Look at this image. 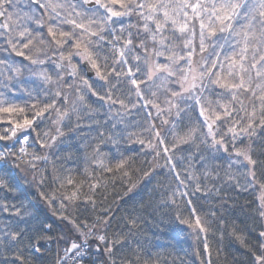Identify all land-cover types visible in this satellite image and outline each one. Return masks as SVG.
<instances>
[{"label":"snow or ice","instance_id":"6c2138e0","mask_svg":"<svg viewBox=\"0 0 264 264\" xmlns=\"http://www.w3.org/2000/svg\"><path fill=\"white\" fill-rule=\"evenodd\" d=\"M0 51L8 53L0 59L4 89L0 91V122L9 125L0 131V140L16 138L22 144L15 152L0 148L4 169L0 189L12 191L9 157L16 161V168L21 163L30 168L39 187L45 185L46 178L37 164L49 163L48 154L28 153L29 137L24 135L21 140L18 133L35 130L48 120L49 130L37 132L36 139L41 149H51L64 138L65 128L78 129L82 114L92 111L86 100L88 92L109 108L110 119L104 124L97 122V143L90 146L91 154L86 156L99 170L85 169L87 191L85 181L77 182L70 175L61 177L53 165L51 180L55 187L40 192L50 207L57 205L52 208L53 215L66 222L75 236L56 238L67 246L57 249L54 264H83L92 239L99 241L98 251L100 245H107V264H116L113 248L126 242L132 228L142 220L136 215L125 218L129 231L109 237L114 210L111 206L98 210L95 198L107 188L110 178L114 184L118 174L121 180L130 175L132 158L121 156L115 163L106 162L100 145L117 143V124H124L132 112L143 113L144 117L133 127L143 126L139 132H129L128 140L153 156L146 161L151 167L141 179L150 177L156 168H167L176 180L177 186L161 203L177 205V197L189 195V184H194V192L215 191L219 195L220 188H202L200 179L219 178L223 167L224 176L236 187L245 191L251 187L258 192L254 211L264 228V0H0ZM12 53L23 57L27 65H17ZM46 64L53 66V73L46 70ZM37 66L40 71H31ZM26 70L40 81L36 88L24 87ZM82 70L94 71L97 81L102 82L103 94L81 75ZM18 91L26 93L27 100L18 102ZM193 112L195 120L190 116ZM73 117L76 124L69 127ZM198 139L214 160L223 158L226 164L197 173L188 163L181 178L177 163L191 161L192 157L177 158L174 152L180 145L196 144ZM161 158L163 165L159 163ZM200 160L204 162L205 157L201 155ZM138 183H132L125 195ZM186 203L191 205L192 201ZM23 207L0 205L4 212L12 208L20 217L15 230L0 229V246L15 249L19 264H33V257L25 253L43 255V242L51 237L39 233L52 229L50 225L29 227L23 217L32 214L26 209L21 214ZM150 207L141 205L139 211L146 212ZM190 214L194 220L181 222L189 224L199 240L201 233L211 231V222L197 214L195 207L190 208ZM211 215L216 216L214 212ZM220 224L223 226L224 221ZM231 234L248 249L252 264H264V230L259 231L255 244L250 243L246 232L235 227ZM203 248L209 255L206 264H211L207 235Z\"/></svg>","mask_w":264,"mask_h":264},{"label":"trees","instance_id":"16d2710c","mask_svg":"<svg viewBox=\"0 0 264 264\" xmlns=\"http://www.w3.org/2000/svg\"><path fill=\"white\" fill-rule=\"evenodd\" d=\"M127 22V21H126ZM8 56V53L0 51V59ZM12 60L17 65H27V61L23 57L16 56L15 53L11 54ZM53 73V66H44ZM40 68H32L31 71H40ZM89 83L92 84L96 91L103 94V89L97 78L86 77ZM23 80L27 81L24 87L36 88L40 83L35 77L30 75L29 71H24ZM35 80V83L32 81ZM114 82V81H113ZM3 79L0 78V91H4ZM19 87V86H17ZM15 98L18 102L27 100V94L23 92H16ZM163 96H161V100ZM87 104L91 106L92 111H87V114H82L79 128L69 131L65 128L64 138L51 149H41L36 139L37 132L48 131L50 122L45 120L40 123L35 130L27 129L23 133H27L29 137L27 151L28 153L35 152L38 155L49 156V163L38 162L37 168L43 171L45 176V185L39 187L33 179V172L26 165L21 163L19 168L15 167L16 161L12 158V164L9 169L12 172L14 179L9 182V188L12 191L0 189V205L8 204L15 205L21 208V214L25 209L31 213L30 217H23L27 220V224L32 229H40L44 225H50L51 231L40 232V235L51 237V239L43 242L41 252L38 253H25L33 257V264H52L53 263V250L55 247H66L63 242H57V237L61 235H72L69 232L70 226L66 222L61 221L58 215H53L52 208L57 205L49 206L40 196V192H50L55 185L52 184L53 165L57 169V174L61 177L72 176L77 182L85 181V191H87L86 173L87 168L89 172L99 170L95 168L90 159L86 156L91 154V145H95L98 124H104L106 120L110 119L109 108L107 104L102 103L91 92L86 95ZM118 107V106H117ZM116 109H112L114 113ZM192 120L196 119V113H190ZM143 113L132 112L125 118L124 124H117L115 131L120 133L116 137L117 143L106 141L100 145L101 152L104 153L108 160L106 162L115 163L117 160L124 157H131L132 164L129 169V177L121 180L119 174L115 178V183H109L103 192H98L96 200L98 202V210L103 207L111 206L114 210V218L112 219L111 227L109 228V237L113 233H127L129 227L126 224L127 217L136 215L141 216L142 220L138 222V226L132 228V234L127 237L126 242L122 245H117L113 248L114 259L116 264H121L122 261H131V264H206L209 259L208 253L204 251L203 239L207 235V239L211 252V264H252V256L248 249L244 247L239 241L231 234V230L235 227L238 230L246 232L249 241L252 244L257 242L258 233L264 228L261 227V222L257 218L254 209L256 208V196L258 192L254 191L251 187L247 191L243 188L236 187L234 182L228 181L224 176V168L219 169V178L210 177L205 180L203 177L200 179L202 188L215 186L220 188L219 195L215 191L212 192H194V184H189L187 197H177L178 204H164L161 203L166 198L167 192L175 188L176 180L167 168H156L150 177L141 179L144 171H148L151 167L146 161H151L153 156L150 151L142 149L141 145L136 142H129V132H139L140 127H133L137 121L143 120ZM185 123L188 118L185 117ZM111 122L115 123V120ZM159 125V120L156 121ZM76 119L73 117L69 127H74ZM9 127L7 122H0V131ZM110 128V124L106 125ZM170 139V137H169ZM9 141L0 140L4 146H8ZM197 145L199 148H197ZM15 152V149L13 150ZM148 151L145 155L144 152ZM231 151V149H230ZM203 155L205 161L201 162L200 157ZM220 156V153L216 154ZM174 156L188 157L191 156V161L185 159L183 162L177 163V170H180L183 176V168L191 163L193 170L201 173L206 170L214 169L215 165L221 166L226 164V160L221 158L218 160L213 159V154L200 143L199 139L194 145H180V150L174 152ZM30 158V157H28ZM161 165L164 164L163 158L159 160ZM207 164V168L204 165ZM139 169V171H137ZM237 171V169H233ZM238 171H243L239 169ZM4 169L0 165V175H3ZM259 177V169L257 170ZM37 180L39 173L36 174ZM243 184V178L241 177ZM127 181V182H125ZM139 181L137 187L133 189L132 193L125 195L128 187ZM106 195V199L104 196ZM191 200L192 204L188 205L187 200ZM151 204V207L146 212H140L141 205ZM223 205V206H222ZM195 207L197 214L211 222V231L207 234L201 233L200 239H196V233L193 231L189 224L182 223L185 219L194 220L190 214V208ZM215 213L213 217L211 213ZM91 215V213H85ZM83 219V216L81 217ZM20 217L15 215V210L10 208L9 212H4L0 209V229L6 230L7 228L15 227ZM224 221V225L220 221ZM24 227V224H20ZM221 233L223 236L221 237ZM75 239V236L72 235ZM54 243H50L53 242ZM90 251L95 253V264H107V254L104 248L107 245H100L99 251L97 245L99 241L92 239ZM49 243L51 249L49 247ZM15 249H4L0 246V264H19L16 256L14 255ZM219 253V254H217ZM83 264H90L84 260Z\"/></svg>","mask_w":264,"mask_h":264},{"label":"rangeland","instance_id":"374dc122","mask_svg":"<svg viewBox=\"0 0 264 264\" xmlns=\"http://www.w3.org/2000/svg\"><path fill=\"white\" fill-rule=\"evenodd\" d=\"M49 55H51V53H49ZM75 63H82V62H79V61H74ZM45 66H51V68H52V65L51 64H46ZM35 68H40V67H35ZM49 73H52V72H50V70L47 68L46 69ZM82 73H84V75L87 77V75H86V73H85V71L84 70H82L81 71V74ZM94 76H95V74H94ZM93 76V77H94ZM88 78H90V77H88ZM92 78V77H91ZM27 129H24L23 131H22V133H18L17 135H18V137H20V139L22 140V137L24 136V135H27L28 136V134L27 133H23V132H25ZM29 141V140H28ZM22 146V144L20 143V142H17L16 141V138H13V140H10V142L8 143V146L6 147V146H4L2 143H0V148H3V149H8V148H11L12 149V151L15 149V151H17L20 147ZM27 146H28V143H27ZM26 146V147H27ZM2 162V161H1ZM1 164H3V163H1ZM10 164H12V158L11 157H9L8 158V165H10ZM51 244L52 243H54V240H53V242H50ZM49 243H47L45 246H47ZM90 244H91V242H90ZM51 245L49 244V247L47 248V250L48 249H51V247H50ZM57 249H58V247H55L54 248V250H53V263L52 264H54V261H55V259H56V253H57ZM94 259H95V253H93V252H91V251H89V253H88V256H87V258L85 259V260H87L90 264H95L93 261H94Z\"/></svg>","mask_w":264,"mask_h":264},{"label":"water","instance_id":"95a60500","mask_svg":"<svg viewBox=\"0 0 264 264\" xmlns=\"http://www.w3.org/2000/svg\"><path fill=\"white\" fill-rule=\"evenodd\" d=\"M87 77H93L94 76V71H85Z\"/></svg>","mask_w":264,"mask_h":264}]
</instances>
